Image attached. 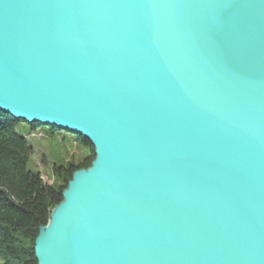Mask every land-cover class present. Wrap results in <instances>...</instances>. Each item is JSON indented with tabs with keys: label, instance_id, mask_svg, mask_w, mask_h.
Returning <instances> with one entry per match:
<instances>
[{
	"label": "water",
	"instance_id": "1",
	"mask_svg": "<svg viewBox=\"0 0 264 264\" xmlns=\"http://www.w3.org/2000/svg\"><path fill=\"white\" fill-rule=\"evenodd\" d=\"M0 111L95 152L38 264H264V0H0Z\"/></svg>",
	"mask_w": 264,
	"mask_h": 264
},
{
	"label": "trees",
	"instance_id": "2",
	"mask_svg": "<svg viewBox=\"0 0 264 264\" xmlns=\"http://www.w3.org/2000/svg\"><path fill=\"white\" fill-rule=\"evenodd\" d=\"M31 132L48 127L49 135L64 133L81 146L85 155L77 164L56 166L57 184L48 185L31 167L34 147L19 128ZM95 158L91 142L73 132L40 123L29 124L0 111V264H38L35 240L48 224L52 210L63 201L73 173L91 165Z\"/></svg>",
	"mask_w": 264,
	"mask_h": 264
},
{
	"label": "rangeland",
	"instance_id": "3",
	"mask_svg": "<svg viewBox=\"0 0 264 264\" xmlns=\"http://www.w3.org/2000/svg\"><path fill=\"white\" fill-rule=\"evenodd\" d=\"M19 131L28 137L34 147L31 167L41 173L48 185L57 184L54 173L56 166L77 164L85 155L84 149L77 145L73 138L64 137V133L49 135L48 127H39L31 132L27 126H21Z\"/></svg>",
	"mask_w": 264,
	"mask_h": 264
}]
</instances>
